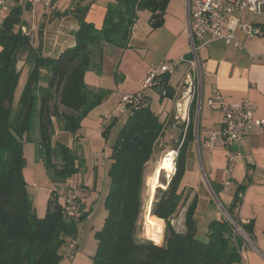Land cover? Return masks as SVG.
I'll list each match as a JSON object with an SVG mask.
<instances>
[{
	"label": "trees",
	"instance_id": "obj_1",
	"mask_svg": "<svg viewBox=\"0 0 264 264\" xmlns=\"http://www.w3.org/2000/svg\"><path fill=\"white\" fill-rule=\"evenodd\" d=\"M169 1L116 0L108 5L99 29L86 19L92 1L78 0L71 10L79 24L73 33L76 43L57 57L46 54L41 44H35L31 34L23 31L24 7L15 6L3 17L0 24V264H60L70 257L61 249L79 235V223L88 218L92 207L84 209L79 199L81 216L69 217L63 195L59 197L51 190L47 212L39 217L24 175V145L35 143L36 155L53 182H65L78 174L85 164L79 153L80 145L54 141V135L59 129L76 136L82 120L109 93V90L90 89L85 81L86 73L102 71L107 43L122 49L130 47L140 10L152 12L153 28L161 26ZM21 60L28 67V77L15 103L22 75L18 67ZM170 75L157 77L160 99H173L175 90L169 83ZM197 106L196 97L184 140L175 148L178 155L174 173L170 179L160 175V183L166 187H157L151 209L152 215L161 221L158 240L165 223L164 241L160 244L142 237L139 223L144 212L148 163L153 161L160 139L173 130L175 118L172 113L163 117L154 111L145 95L144 101L131 107L109 156L104 200L107 213L103 227L95 233L97 250L93 264H239L242 261L245 238L223 213L209 222L207 241L198 237V194L193 193L192 187L186 191L184 184L188 144L196 139ZM248 182L240 185L233 204L224 208L250 234L252 227L241 224L237 213L240 194ZM183 208L185 231L181 232L176 230L173 220Z\"/></svg>",
	"mask_w": 264,
	"mask_h": 264
},
{
	"label": "crops",
	"instance_id": "obj_2",
	"mask_svg": "<svg viewBox=\"0 0 264 264\" xmlns=\"http://www.w3.org/2000/svg\"><path fill=\"white\" fill-rule=\"evenodd\" d=\"M115 1L92 0L86 19L94 23L97 28H102L107 7ZM71 3L72 0H53L52 5L45 7L33 6L27 2H17L14 7H24L22 18L26 24L23 26V31L31 34L34 43L41 44L46 54L57 57L64 49L76 43L73 33L79 24L76 15L71 12L74 7ZM1 15L0 13V24L4 17ZM151 16L152 12L149 10L138 12L129 48L122 49L110 43L105 45L110 53L114 54L116 47L122 52V55H125V59L126 55L133 57V65L139 70L136 84L130 87L129 91L131 92H123L122 96L126 93L134 94L141 89L142 85L140 86V84L153 64L178 59L190 50L187 0H170L164 14V22L159 27H152ZM255 23L264 24L260 21ZM235 35L241 40L243 48H237L233 44L226 43L224 39H218L199 50L202 72L200 127L196 139L188 144L186 171L190 174L188 175L189 180L186 182L194 189V193L198 194L196 212L198 223L200 224L199 212L204 209L206 223L209 224L211 220L222 214V211L219 213L214 207V197L220 199L223 207H229L233 204L235 195L240 191V185L249 181L245 190L240 194L242 199L237 213L241 224L251 226L252 232L247 234L239 226L246 234L242 247V261L239 264H264V129H253L242 136L237 145L242 156L232 166H228L224 146L218 144L210 147L207 144L208 138L221 129L220 112L207 103L208 98L217 91L228 102L248 97L256 105L255 116L264 118V34L252 36L237 29ZM250 53L257 55L251 58ZM125 59L124 65L130 64V61ZM121 60L123 61V59ZM186 67L185 63L180 64L169 77V83L175 90L173 99L168 97L160 99L161 89L156 85L159 79L144 91L152 109L162 113L163 117L169 113L174 114L175 99L179 94ZM93 72L90 70L86 73L85 81L90 89L99 90L97 84L92 83L91 80L88 82V76L89 79H95ZM23 84L20 79L19 86ZM153 98L159 102L158 110H155L152 105ZM91 114L92 112L82 120V127L88 118H92ZM110 116L113 115L109 114L102 120V126L111 120ZM94 119L98 122V117H94ZM79 133L74 136L68 131L58 129L54 135V141L74 146ZM108 161L109 165L111 159L109 158ZM107 170L108 166L104 171L106 175ZM91 175L94 177L93 184L96 183L97 189L99 186L97 169L93 168ZM227 180L231 181L229 185H226ZM230 187L233 189L228 192ZM90 191L86 190L88 192L86 195L87 197L90 195L92 198L93 192ZM79 199L81 206L89 210L90 206L86 203L87 198L80 194V190ZM91 217L92 211L86 219H91ZM180 228L181 232L185 231L184 225Z\"/></svg>",
	"mask_w": 264,
	"mask_h": 264
},
{
	"label": "rangeland",
	"instance_id": "obj_3",
	"mask_svg": "<svg viewBox=\"0 0 264 264\" xmlns=\"http://www.w3.org/2000/svg\"><path fill=\"white\" fill-rule=\"evenodd\" d=\"M78 0H72L71 5L75 6ZM85 2H91L92 0H84ZM68 3V2H67ZM1 17L6 16V14L1 13ZM244 22H262L264 23L263 16H253L247 10L244 12ZM113 47V46H112ZM116 49V50H115ZM116 51L114 54L110 53L106 46L104 48V57L102 62V71L97 72L94 71L95 79H89L92 83L98 85V89L109 90L107 96L103 99V101L94 107L87 116L92 112V118H88L84 123V127H81L79 135L75 138V143L80 145L81 149H79V153L84 157V166L81 168V171L67 179L65 182L61 183H53V181L49 178L46 173V168L42 161H39L36 156V145L32 142H27L24 145V153L26 157V166L24 167L25 178L28 182V191L33 199V206L39 217H44L47 212V202L51 193V190H55L57 195L61 197L64 193V190L70 186L75 185L79 186L80 194L86 196L88 206L92 207V217L91 219H86L83 222L79 223V243L77 248L72 250L69 258H64L60 264H93V258L97 250V238L95 233L97 230H100L103 227L104 219L107 211L104 208V200L105 194L107 192L108 186V178L105 174V169L108 166L109 156L112 152V145L116 142L117 137L119 136V132L122 129L124 123L126 122L130 112L131 107H126L125 104L122 103V93L123 92H131L129 90L131 86L136 84V81L139 77V70L133 65L134 58L131 56L122 55V52L115 47ZM136 54V52L134 51ZM125 54V53H124ZM123 59V61L121 60ZM124 59L130 61V64L124 65ZM168 62V61H167ZM162 63V62H157ZM155 64L152 65V67ZM18 67L21 69V81L25 83L28 77V67L25 65L24 60H21L18 64ZM146 73L143 78L140 86L144 83L145 78L147 77ZM202 80V74H201ZM97 82V83H96ZM24 85V84H23ZM22 86H18L16 92L15 103L19 100L20 92L23 88ZM202 85V81H201ZM199 87V82L197 84ZM199 90V88H198ZM139 91V90H138ZM199 93V91H198ZM127 94V93H126ZM205 104V103H204ZM152 105L155 110H158L159 102L153 98ZM126 107L125 110L123 108ZM109 114H112V120H110V124L105 123L102 126V120L107 118ZM86 116V117H87ZM102 116V119H101ZM94 117H98V122L94 119ZM101 119V120H100ZM200 121V120H199ZM196 123V120H195ZM37 121L34 123V128L37 130ZM110 125L109 129L105 134H103V130ZM184 125H179L177 127H173V130L170 134H166L164 137L160 139L156 146V153L153 161L151 160L147 166L146 172V187L144 192V212L142 214V218L139 223V233L142 237H147L144 232V222L146 220L147 211L150 210V202L153 199V195L157 190L158 185L162 188H165L166 185H161L159 176L162 174L166 179H170L171 174L168 173L167 170H163L161 174H158V182L155 184V171L159 166L163 157L169 154L171 151H176L177 145H179L183 139L184 135ZM174 155V153H173ZM174 165V164H173ZM97 169L98 177V188L96 189V183L93 184L94 177L91 175L92 169ZM86 169V170H85ZM175 170V167L173 171ZM170 174V175H168ZM190 173L185 174L184 176V184L186 185V191L190 190V184L186 181L189 180L188 175ZM203 175V174H202ZM91 177V181H89ZM154 186V188H152ZM227 189V187H224ZM220 190L219 188H217ZM232 187H230L228 192L232 191ZM86 190L93 192L92 198L90 195L87 197ZM194 193V189L192 190ZM223 197V196H222ZM215 202H213L214 207L219 213H223L225 217H227V211L221 204L219 198L214 197ZM223 203V202H222ZM184 213L185 208L181 210L179 215L173 220V224L177 231H180V227L184 225ZM199 227H198V237L203 240H208V224L206 223L207 219L204 215V209H201L199 212ZM228 218V217H227ZM165 224V223H164ZM185 227V226H184ZM164 230V226H163ZM239 230V229H238ZM239 233L244 237L246 234L239 230ZM163 234L160 240H153L156 244H160L162 242ZM150 239V238H149ZM158 240V241H157ZM163 244V243H162ZM66 245V244H65ZM67 246V245H66ZM66 246H63L61 249L62 253H65Z\"/></svg>",
	"mask_w": 264,
	"mask_h": 264
},
{
	"label": "built area",
	"instance_id": "obj_4",
	"mask_svg": "<svg viewBox=\"0 0 264 264\" xmlns=\"http://www.w3.org/2000/svg\"><path fill=\"white\" fill-rule=\"evenodd\" d=\"M17 2H27L33 6L48 7L52 5L53 0H0V13L7 14L11 12ZM246 10L255 17H264V0H187L190 36L189 52L178 59L155 64L147 74L141 89L134 94L123 95L121 98L122 103L126 107H133L144 101V91L155 82L158 75L164 73L173 74L180 64L185 63L187 67L180 85L179 94L175 99L173 111L175 118L174 127L181 124L185 126L182 144L190 121L191 105L196 97L199 100L202 96V72L199 50L218 39H224L228 44L243 48L241 40L235 35L237 29H241L252 36L264 34V24L255 23L254 21H243ZM256 55L255 53H250L251 58ZM198 82L199 87H197ZM207 103L221 114V129L208 138L207 144L210 147L218 144L224 146L228 166H232L242 156L241 151L237 148L242 136L253 129H264V118L255 116L256 105L248 97H243L239 101L228 102L217 91L208 98ZM111 118L112 116L109 117V119ZM177 155L178 150L175 151L174 165ZM230 183V180L226 181V185ZM62 198L66 206L67 215L72 218H79L81 216L79 186H68ZM78 241L79 235L72 238L67 245L66 256H69L72 250L76 249Z\"/></svg>",
	"mask_w": 264,
	"mask_h": 264
},
{
	"label": "bare ground",
	"instance_id": "obj_5",
	"mask_svg": "<svg viewBox=\"0 0 264 264\" xmlns=\"http://www.w3.org/2000/svg\"><path fill=\"white\" fill-rule=\"evenodd\" d=\"M174 159H175V150L173 152L171 151L169 154H167L165 157L162 158L159 166L155 171V178H154L155 184L158 182V174H161L163 170H167L168 173L173 172V169L175 167V165H173ZM152 188H154V186ZM160 225H161L160 218L152 215L151 210L147 211L146 220L144 222L145 235H147L152 240L158 239L160 233Z\"/></svg>",
	"mask_w": 264,
	"mask_h": 264
},
{
	"label": "water",
	"instance_id": "obj_6",
	"mask_svg": "<svg viewBox=\"0 0 264 264\" xmlns=\"http://www.w3.org/2000/svg\"><path fill=\"white\" fill-rule=\"evenodd\" d=\"M201 105H202V96L199 98L198 100V110H197V116H196V134L199 132V127H198V123H199V118H200V112H201ZM126 107L123 108V110H125ZM160 179V177H159ZM155 194H156V191L153 195V199L151 200L150 202V210L152 209V205H153V202H154V199H155ZM227 217L234 223V225L242 232V230L240 229L239 225L232 219V217L230 216V214L227 212Z\"/></svg>",
	"mask_w": 264,
	"mask_h": 264
}]
</instances>
